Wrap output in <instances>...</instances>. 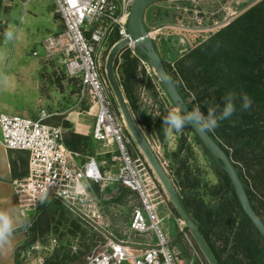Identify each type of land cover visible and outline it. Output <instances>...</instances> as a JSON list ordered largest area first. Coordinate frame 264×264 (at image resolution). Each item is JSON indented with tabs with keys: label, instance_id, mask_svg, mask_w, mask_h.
I'll use <instances>...</instances> for the list:
<instances>
[{
	"label": "rangeland",
	"instance_id": "374dc122",
	"mask_svg": "<svg viewBox=\"0 0 264 264\" xmlns=\"http://www.w3.org/2000/svg\"><path fill=\"white\" fill-rule=\"evenodd\" d=\"M1 1L0 50L2 51L7 46L8 53L4 64L0 65V113L5 112L7 114L34 117L37 111L44 107L43 109H46V111L56 113L48 121L51 124L61 125L64 134L68 130L91 134L95 123V112L89 109V98L81 95L82 85L80 78L69 76L65 65L59 57L45 59L43 56L42 45L46 37L59 32L47 35L42 42L39 41V38L44 35L48 28V11L53 7L56 8L55 0ZM257 1L259 0H238V3H236L237 0H234L231 4L227 0H197L210 12H214V14L205 16L206 21L213 23L216 20L219 26L225 22L224 17L227 12L235 13V18L240 12ZM194 3H196L194 0H163L153 3L145 12L144 24L147 28L166 24L167 22L175 25V27L184 23H190L193 27L195 23L192 18L188 17V13L180 16L176 8L178 5L192 7ZM182 19L184 20L180 22L179 20ZM11 27L12 31L10 34ZM217 30L200 33L170 27L169 29H164L157 36V40L153 41V44L156 49L163 50L162 56H164V51L169 45L176 48L174 50L176 51L175 53H178L179 49H183L184 54L197 44L199 40L205 39L209 33ZM114 35H111L101 48V57L104 65ZM166 35H168L167 39H165ZM20 43L23 44L20 45ZM18 48L20 50L19 54L16 53ZM34 50L37 51V54H33ZM4 54L2 52V59ZM37 63H41L38 69L33 67V64L36 65ZM19 64L23 67H18ZM12 73L16 74L13 80L11 79ZM136 93L140 105L139 120L141 121V127L143 129L147 125L151 127L158 115L157 103L144 86L140 85L137 87ZM158 96L159 98L161 97L159 94ZM162 97L166 99L163 93ZM166 104L168 111L176 109L168 101H166ZM72 109L75 110V113H72ZM147 136L152 148L158 151L160 159L166 161L164 168L177 191L180 192V179L187 174L186 184L188 186L194 182V179L199 181V187L194 191V196L196 200L203 202L202 211L204 208L210 209L213 207L218 199H212L209 194V188L218 184L219 181L215 172L216 159L196 142L189 126L184 127L180 132L167 131L163 142L158 141L150 134ZM182 136L185 137L186 141L183 149L179 150ZM96 143L100 146H96L94 157L105 170H112L115 167L112 157L108 160L105 157L99 158L98 155H104L109 152L113 155L116 150L115 145L103 142ZM129 148L135 159L136 166L141 171L147 170L152 175H155L133 140L129 144ZM176 152L179 153L178 156L175 154ZM24 153L26 154V152ZM79 160L81 159L79 158ZM189 168L192 173H188ZM178 172L182 176H178ZM159 185L161 197L157 209L162 219L160 223L162 229L169 235L172 243L188 262L191 264H206L190 232L185 229V223L160 183ZM90 194L98 211L96 216L89 214L90 218H82L75 209H70L64 203H62L65 206L64 212L61 209H57L54 212L39 214L37 208L31 212L30 216L34 217L29 225L30 228L28 227L31 246L27 245L20 252L23 264H37L39 256H43L45 261L52 254L56 245L59 244L61 230H67V222H73L77 226V228H74L70 242L73 243V249H77V244L82 243L86 249L83 256L84 259L91 248L109 233L116 236L123 235L130 241L140 239L153 241L151 233L145 237V235L134 233L129 228L133 209L139 205L135 192L118 183H112L108 184L104 190H100L99 187L93 185L90 188ZM38 204L39 202L36 206ZM205 220L206 218L203 214L202 222L198 221L203 228L207 225ZM210 234L216 246L223 245V241L215 236L220 234L219 229L213 230ZM227 249L228 251L230 250L229 247Z\"/></svg>",
	"mask_w": 264,
	"mask_h": 264
},
{
	"label": "built area",
	"instance_id": "2783aa9c",
	"mask_svg": "<svg viewBox=\"0 0 264 264\" xmlns=\"http://www.w3.org/2000/svg\"><path fill=\"white\" fill-rule=\"evenodd\" d=\"M55 11L62 19L64 28L43 42L45 59L59 57L71 77L81 80V95L94 108L95 123L92 137L99 142L114 144L112 160L115 167L102 171L94 156L79 160V154L66 147L63 142L64 130L61 125L49 123L53 116L46 109L37 111L36 116L0 113V130L4 147L27 153V174L14 180L18 203L24 218L37 208L36 204L47 198H56L75 209L82 217L97 215L98 211L90 194L96 185L104 190L108 184L118 183L136 193L139 205L133 209L129 223L131 231L138 235L152 234V240L130 241L106 235L87 253L82 264H191L172 243L162 229L158 213L161 192L157 177L147 170L141 171L129 148L132 137L116 105L101 57V48L108 38L115 34L113 43L128 37L127 20L133 0H55ZM192 7L178 5V15L188 13L195 25L181 24L178 27L167 22L158 28L148 29L152 41L157 35L171 28L200 33L220 29L229 24L235 13L227 12L225 22L208 23L207 14H214L194 0ZM235 14V15H234ZM179 20L180 22L183 21ZM136 55L132 43L127 46ZM33 54H37L34 51ZM146 72L152 78L158 94L164 90L155 70L148 61L140 58ZM161 90V91H160ZM152 147V146H151ZM153 149V148H152ZM164 167L166 161L160 159ZM139 159V158H138ZM141 160V159H139ZM39 256L37 264H43Z\"/></svg>",
	"mask_w": 264,
	"mask_h": 264
},
{
	"label": "trees",
	"instance_id": "16d2710c",
	"mask_svg": "<svg viewBox=\"0 0 264 264\" xmlns=\"http://www.w3.org/2000/svg\"><path fill=\"white\" fill-rule=\"evenodd\" d=\"M1 4L0 0V10ZM116 38L114 35L109 48ZM135 52L136 55L132 54L129 48H123L115 58L114 71L134 118L146 138L150 134L163 142L167 132V126L162 125V117L168 112L166 101L171 106L174 105L161 82L166 99L159 98L152 78L140 61V58L147 61V56L137 49ZM164 66L190 109L198 105L200 111L206 114V100L210 106L215 103L222 106L221 98L225 94H235L233 114L228 119L218 121L215 129L206 130L231 160L254 211L264 223V0L253 3L229 24L199 40L173 64L164 63ZM140 85L145 87L158 106V115L153 125H147L145 129L141 127L139 120L140 105L136 88ZM241 93L251 100L247 110L240 107ZM189 128L192 131L190 126ZM193 135L196 142L208 151L200 139L194 133ZM181 140L179 150L183 149L186 141L184 136ZM63 142L67 148L78 153L82 161L88 156H95L96 146H100L92 134L77 133L73 130L65 132ZM14 153L9 154V159L14 178H19L27 173V155L19 150ZM175 154L179 155L178 152ZM98 157L109 160L112 153ZM216 164L215 172L219 181L209 188L212 199H218L213 207L204 208L202 211L203 202L196 200L194 196L199 181L194 179L188 186L187 174L180 179L178 194L218 264H264V239L242 210L222 163L216 159ZM101 169L105 171L103 167ZM190 172L192 173V170L189 168L188 173ZM177 175L181 174L178 172ZM57 209L64 212L65 206L56 198H47L37 206L39 214L54 212ZM203 214L207 224L205 228L198 223ZM33 218H24L18 228L25 230L26 240L16 248L14 264H23L20 252L27 245L31 246L28 229ZM66 224L67 230L62 229L60 232L59 244L43 264H82L86 249L81 242L77 244V249H73V243L70 242L77 226L73 222ZM185 229L188 231L187 227ZM217 229L220 234L215 236L223 241L222 246H216L211 238L210 233Z\"/></svg>",
	"mask_w": 264,
	"mask_h": 264
},
{
	"label": "water",
	"instance_id": "95a60500",
	"mask_svg": "<svg viewBox=\"0 0 264 264\" xmlns=\"http://www.w3.org/2000/svg\"><path fill=\"white\" fill-rule=\"evenodd\" d=\"M163 0H133L129 16L127 20L128 37L116 41L111 45L105 59V74L109 82L112 94L118 105L121 116L123 117L126 128L131 135L133 141L136 143L140 152L142 153L147 164L157 177L161 186L165 190L169 200L174 208L179 213L188 231L194 239L199 251L204 257L206 264H218L212 251L210 250L206 240L200 232L198 225L191 217L186 207L184 206L178 191L168 176L165 168L160 163L156 154L154 153L150 143L136 122L128 101L124 95L123 89L120 86L116 73L114 71V61L118 53L125 48L129 43H132L135 49L145 53L149 65L155 70L165 92L170 101L177 110H191L185 102L183 96L179 92L177 86L171 79L164 63L154 47L153 41L148 33V29L144 24V13L146 9L153 3ZM186 108V109H185ZM193 133L200 139L203 145L208 149L212 156L222 163L239 201V204L257 229L259 234L264 239V223L254 211L245 188L238 176V173L232 164L231 160L225 151L214 141L206 129L201 130L193 123L189 125Z\"/></svg>",
	"mask_w": 264,
	"mask_h": 264
},
{
	"label": "crops",
	"instance_id": "0c3cea01",
	"mask_svg": "<svg viewBox=\"0 0 264 264\" xmlns=\"http://www.w3.org/2000/svg\"><path fill=\"white\" fill-rule=\"evenodd\" d=\"M230 1L231 4L234 2V0H227ZM54 2V1H53ZM238 3V0L237 2ZM147 10V9H146ZM146 12V11H145ZM48 25L47 31L42 35L39 39L40 42L46 37L47 35L54 34L58 31H61L64 28V24L62 19L59 17V15L56 13L55 8H51L48 11ZM144 19H145V13H144ZM164 25V24H162ZM146 26V25H145ZM159 26H152L147 29H153L158 28ZM12 31V27L10 28V34ZM163 31V29H162ZM160 34V33H159ZM158 34V35H159ZM157 35V36H158ZM168 35L165 36V39H167ZM157 40V38H156ZM155 41V40H154ZM25 43V39H24ZM23 43H20L22 45ZM155 47V46H154ZM7 46L4 47V49L0 50V65L4 64V61L7 58ZM156 49V47H155ZM159 53L163 63H171L173 64L177 58H179L183 54V49H179L178 53H175L176 48L174 46H168L167 49L164 51V56H162L163 50L156 49ZM19 48L16 50V53L19 54ZM36 51V50H34ZM5 53L3 55V59L1 58V54ZM181 52V53H179ZM179 54V55H178ZM6 57V58H5ZM18 60V59H17ZM41 62V61H40ZM18 64V63H17ZM41 63H37L36 65L33 64V67L38 69L40 67ZM21 65L19 64L18 67ZM23 67V66H21ZM16 74L12 73V80L15 78ZM44 108V107H42ZM73 108V105H72ZM94 111V108L92 109ZM91 110V111H92ZM72 113H75V110H71ZM50 112V111H49ZM5 113V112H4ZM53 115L56 114L55 112H50ZM78 113V112H77ZM16 150H8L3 146L1 133H0V264H14V256H15V250L17 247L22 245L26 240V233L24 230H18V228L22 225L24 217L21 214V210L18 203V197H17V191L15 188L14 180L17 178H14L12 173V168L10 164L9 154L11 153L14 155V152ZM25 151H22L24 153ZM27 155V153H26ZM117 238H125L122 236H116L113 234H110Z\"/></svg>",
	"mask_w": 264,
	"mask_h": 264
},
{
	"label": "clouds",
	"instance_id": "9594fccd",
	"mask_svg": "<svg viewBox=\"0 0 264 264\" xmlns=\"http://www.w3.org/2000/svg\"><path fill=\"white\" fill-rule=\"evenodd\" d=\"M235 98L234 93L228 92L221 98L223 101L222 106L217 105V103L210 106L206 100V114L200 111L198 105L191 110L186 108V110L172 109L167 112L166 116L162 117V125L167 126L165 131L172 132H180L184 127L193 123L201 130H213L218 126V121L228 119L233 114L235 111ZM240 99L242 101L240 107L247 110L251 104L250 98L246 94L241 93Z\"/></svg>",
	"mask_w": 264,
	"mask_h": 264
},
{
	"label": "snow or ice",
	"instance_id": "6c2138e0",
	"mask_svg": "<svg viewBox=\"0 0 264 264\" xmlns=\"http://www.w3.org/2000/svg\"><path fill=\"white\" fill-rule=\"evenodd\" d=\"M69 4H72V0H68Z\"/></svg>",
	"mask_w": 264,
	"mask_h": 264
},
{
	"label": "bare ground",
	"instance_id": "6f19581e",
	"mask_svg": "<svg viewBox=\"0 0 264 264\" xmlns=\"http://www.w3.org/2000/svg\"><path fill=\"white\" fill-rule=\"evenodd\" d=\"M4 146V145H3Z\"/></svg>",
	"mask_w": 264,
	"mask_h": 264
}]
</instances>
